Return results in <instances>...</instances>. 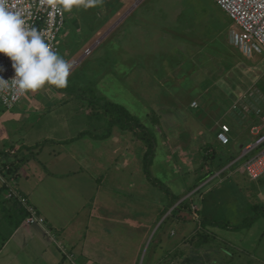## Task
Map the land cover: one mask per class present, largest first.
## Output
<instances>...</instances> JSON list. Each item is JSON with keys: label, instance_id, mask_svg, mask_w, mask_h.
Returning <instances> with one entry per match:
<instances>
[{"label": "rangeland", "instance_id": "obj_1", "mask_svg": "<svg viewBox=\"0 0 264 264\" xmlns=\"http://www.w3.org/2000/svg\"><path fill=\"white\" fill-rule=\"evenodd\" d=\"M135 2L65 1L59 52L37 58L34 69L41 80L17 106L27 115L19 127L27 128L30 119L35 122V130L53 128L56 136L69 135L71 142L80 145L86 142L87 147L80 149L77 158L88 176L93 174L88 164L93 157L89 161L85 155L97 154L94 157L100 161L96 165L100 173L96 184L103 199L97 217L100 222H110L107 228L94 224L92 236L97 238V248L104 250L94 264H128L131 257H135L132 264H171L174 258L181 264H209L215 259L218 264L229 260L238 264L235 248L219 239L240 241L243 231L227 233L203 227L192 199L205 181L197 183L193 172L199 177L207 170L205 149L212 133L211 115L224 113L237 91L245 93L244 102L251 113L258 107L264 109V53L247 56L233 45L231 32L238 28L213 0ZM0 43L10 46L1 34ZM89 48L90 54L84 57L83 52ZM72 62L78 65L69 69ZM66 69L70 71L68 76H64ZM131 77L144 82L133 84ZM253 92L259 94L255 95L260 99L257 106L251 99ZM227 93L233 97L228 99ZM39 95L42 98L37 100ZM103 97L127 109L132 118L125 124L138 122L145 138L154 140L148 175L143 167L147 142L139 133L122 130L125 118L121 115L113 117L118 127L112 129V138L117 142L112 139L111 147L101 144V149L89 122L82 119L84 124L77 123L80 109L102 111L99 101ZM193 102L198 108H189ZM56 108L54 114L49 112ZM70 108L74 112L69 117V132H64L60 122L68 118L57 114L68 117ZM197 116L204 129L198 128ZM262 121L254 123L259 128L255 131L264 129ZM86 134L91 140L80 139ZM232 148L236 147L227 148V152ZM256 186L264 190V184ZM77 198L76 194L70 201L61 200V204L77 205ZM41 202L47 207L46 198ZM105 205L108 207L103 209ZM87 218L84 212L66 220L81 224ZM251 231L258 234L243 235L242 260L264 264V227ZM224 249L231 252V259L224 256L219 260ZM110 254L117 261L110 260Z\"/></svg>", "mask_w": 264, "mask_h": 264}, {"label": "crops", "instance_id": "obj_2", "mask_svg": "<svg viewBox=\"0 0 264 264\" xmlns=\"http://www.w3.org/2000/svg\"><path fill=\"white\" fill-rule=\"evenodd\" d=\"M3 45L5 46V44L0 43V46ZM70 68H73V64ZM131 78L133 84L144 82L143 79ZM240 92L237 91L234 94L236 98L234 101L232 98L231 102L227 104L228 107L224 113L217 116L211 115L213 120L209 119V121L213 122L212 133L208 140L209 145L206 146L210 152L221 150L223 145L216 140V135L220 131V126L227 125L230 129L228 133L229 144L225 147H236L235 149L232 148L231 151L236 155L234 162L237 164L230 166L231 163L212 177L207 178L202 184L203 186L198 188L193 195L192 201L197 218L211 228H218L227 233H232L233 230L243 231L240 241L228 237L227 240L224 237L219 240L221 243L229 244L235 248L238 264H249L242 260V254H244L242 240L243 235L248 237L252 233L258 234L251 231L253 227H264V190L256 186L264 184V175L255 181L248 179L242 170L244 159H242L241 154L243 147L254 141L257 133L255 130L259 129L254 126V123L260 122L264 116V109L258 107L259 109L256 111L258 113H251L248 104L244 102L245 93ZM227 95L228 99L233 97L229 93ZM255 95L259 94L253 92L251 99L257 106L260 99L256 98ZM40 98H42L41 95L37 100ZM105 103L117 105L107 101L105 97L100 99V105ZM19 104L9 109L0 105L3 108L0 109V155L2 156L0 164L13 163V174L11 175L10 169L7 176L8 180L11 181L9 185H14L15 189L25 197L28 204L35 209L38 215L44 218V223L27 224L25 222L27 216L25 209L16 199L8 198L7 189L0 186V264H94L96 260L101 259L104 251L103 248L101 251L97 248V238L92 236L96 227L94 224L99 226L104 224L107 228L110 222L109 220L100 222L99 217H97L103 204V199L100 198L102 191L98 190L96 184L97 175L100 173L96 166L99 165L100 161L94 157L97 154L91 152L85 155L89 161L93 157V162L88 163L93 174L88 176L85 172L86 168L83 169L80 166L79 157L77 158V155H80V149L87 147L86 142L83 143L84 145H80L76 141L71 142L69 135L56 136L53 133L57 132H54L53 128L45 131L37 129V132L32 124L35 122L30 119L31 124L22 129L19 124L25 123L27 115L23 113L24 111L19 112L17 109ZM190 106L193 109L198 108L196 102L191 103L189 108ZM57 109L49 112L54 114ZM123 109L128 113L126 108ZM72 110V108L69 109L68 117L62 112H60L62 114H57L62 118H68L60 122L61 126H65L64 132H69L68 121L74 112ZM254 110L252 109V111ZM203 114L204 112L198 116ZM46 115L43 116L44 119L49 118ZM77 115L79 118L77 123L89 122L90 129H93L94 132L90 130L88 132H93L94 139H100V149L102 148L101 144L108 143L111 147L112 139H114L112 138V129L118 127L113 122L114 115H111L105 108H102V111L80 109ZM198 116L196 117L198 128L204 129L205 126L200 122ZM45 120L48 121V119ZM262 120L264 123V119ZM234 124H237L238 127H235ZM75 125L76 123L73 126ZM39 131L43 134L41 135ZM85 137L91 140L87 134L80 139ZM114 141L117 142V139ZM69 143L71 147L67 146ZM13 149L17 152L11 157L7 151ZM92 166L93 168H91ZM195 173L193 172L194 180L200 177ZM76 194L79 201L77 205H70L66 202L61 204V200L70 201ZM41 198H46L47 207L42 205ZM96 198L97 200L88 208V204ZM107 207L108 205H105L103 209ZM52 209L55 210V213L52 212ZM84 212L88 217L87 222L78 224L74 223V220H66L67 217L81 216ZM59 215L61 216L60 221ZM96 219L98 221H95ZM71 231H75V234ZM215 233L219 235L218 231ZM141 243H139L137 250ZM221 252L223 256L219 260H222L224 256L228 260L231 259V252L225 249ZM134 258L131 257L128 264H132ZM109 259L117 261L114 254H110ZM174 259L171 264H181L176 262L177 258ZM209 264L218 263L215 259L211 260ZM227 264H230V260Z\"/></svg>", "mask_w": 264, "mask_h": 264}, {"label": "built area", "instance_id": "obj_3", "mask_svg": "<svg viewBox=\"0 0 264 264\" xmlns=\"http://www.w3.org/2000/svg\"><path fill=\"white\" fill-rule=\"evenodd\" d=\"M66 0H0V33L10 46H0V104L13 108L40 80L34 69L40 55L59 52V34L65 23ZM139 0H136L137 3ZM233 21L238 31L231 32V41L247 56L252 52L264 53V0H213ZM91 48L83 52L86 57ZM77 66L78 62H73ZM70 69V67H69ZM66 69L64 75L70 71ZM195 105V104H193ZM258 113V112H256ZM264 119V116H262ZM230 129L220 126L216 140L223 146L229 144ZM17 150H9L13 157ZM242 170L252 181L264 175V129L256 133L254 141L242 149ZM2 156L0 155V162ZM10 165L0 164V186L7 189V197L16 199L25 209L27 224H43L42 218L23 195L9 185Z\"/></svg>", "mask_w": 264, "mask_h": 264}, {"label": "trees", "instance_id": "obj_4", "mask_svg": "<svg viewBox=\"0 0 264 264\" xmlns=\"http://www.w3.org/2000/svg\"><path fill=\"white\" fill-rule=\"evenodd\" d=\"M101 106H102V108H105L109 113H111V115H114V116L116 115L118 117L121 115L123 118H125L124 124L121 122L122 123V130H131L135 133H139V134H141L140 137L143 135V137H141L142 141L147 142V143L145 142L147 149H146V153L144 156L145 162H144L143 167H144L145 174L148 175L149 174L148 168L151 165V157H152L154 146H155L154 140L151 137H149V139L145 138L144 130L138 125V122L133 121V125H129V126L127 124H125L126 120L128 119L127 121L130 122L129 120L132 117L130 115H128V113L121 106L114 105L111 103H105L104 105H101ZM119 120L120 119L118 118L117 122H119ZM133 120H134V117H133ZM222 148L224 150L222 149V150H218V151L216 150L214 152H210L208 147H206L205 152L207 154L206 156H208V157H206L207 158V160H206V164H207L206 169L207 170L205 172H203V174L198 178L197 183L199 181H201V182L206 181L207 178L212 177L215 173L221 171L222 169H224L227 165H229L231 163L232 164L230 166L237 164L236 162H234L236 155H234V153H232L231 150H229L230 152H227V150L230 147L223 146ZM9 165H10L11 175H12L14 165H13V163H11ZM202 224H203V227L206 226V223L202 222Z\"/></svg>", "mask_w": 264, "mask_h": 264}]
</instances>
